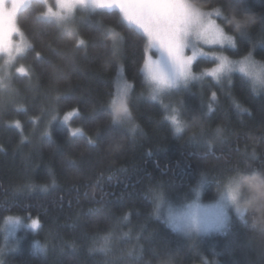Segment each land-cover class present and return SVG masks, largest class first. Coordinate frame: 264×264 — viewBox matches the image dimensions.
I'll use <instances>...</instances> for the list:
<instances>
[{
  "label": "trees",
  "instance_id": "trees-1",
  "mask_svg": "<svg viewBox=\"0 0 264 264\" xmlns=\"http://www.w3.org/2000/svg\"><path fill=\"white\" fill-rule=\"evenodd\" d=\"M194 3L231 19L235 0ZM246 6L253 16L247 35L232 31L237 48L223 54L238 60L251 51L264 62V0ZM42 10L33 0L18 15L31 47L11 69L9 86L0 88V226L12 215L28 224L38 219L40 227L22 229L0 264H264V224L254 221L256 212L244 216L246 223L235 217L224 231L186 234L169 227L163 215L158 219L147 196L158 185L170 199H184L204 175L208 183L201 190L211 200L230 176L238 173L240 183L242 175L264 173V91H252L240 75L220 82L208 77L181 89L163 101L180 110L184 127L177 133L160 102L147 96L141 35L122 27L117 14L78 11L57 25L38 20ZM110 30L123 37L118 55ZM117 63L133 86L134 135L112 123ZM199 65L201 71L212 66ZM21 66L27 76L16 71ZM74 109L78 114L67 123L64 116ZM77 127L83 135L72 136L69 129ZM252 192L259 186H241L246 205L259 206ZM108 233L110 250L95 251L93 238Z\"/></svg>",
  "mask_w": 264,
  "mask_h": 264
},
{
  "label": "snow or ice",
  "instance_id": "snow-or-ice-1",
  "mask_svg": "<svg viewBox=\"0 0 264 264\" xmlns=\"http://www.w3.org/2000/svg\"><path fill=\"white\" fill-rule=\"evenodd\" d=\"M32 2L33 0H0V54L6 57L5 65L15 59L14 54L18 55L31 47L17 26L16 17L22 8L29 7ZM39 3L43 10L38 13L37 19L46 23L64 24L74 19L78 11L117 14L122 27L141 35L144 48L140 72L144 83L151 88V99L158 100L163 107L164 120L177 133L183 131L184 127L180 110L165 105L162 98L187 86L190 80L210 77L217 82L225 78L230 81L234 73H239L252 91H264V63L255 61L251 51L238 60L223 54L237 48V39L231 34L232 31L239 32L241 37L247 35L246 29L253 21L246 6L247 0H235L231 19L223 17L220 9L202 11L194 0H39ZM260 21L264 29V15L260 17ZM224 24L231 25V30L226 29ZM110 35L113 40L112 54L118 55L123 37L115 30H110ZM261 42L264 43V39ZM84 43V40L77 39V46H83ZM202 45H207L208 50L205 51ZM36 55L39 57V53ZM198 61L210 63L212 67L203 69L197 75L193 71V65ZM3 71L4 66H0V72ZM16 71L24 76L29 74L23 66ZM3 87L7 85L4 76L0 75V88ZM132 88L122 65L117 63L113 91L109 94L112 123L127 126L128 132L134 135L138 125L133 121L128 104ZM212 96L215 98V93ZM73 114H78V110L65 114L64 120L68 121ZM15 127H20L19 121L15 122ZM69 132L72 136L83 135V130L79 127L70 128ZM88 143L94 145L95 142L88 138ZM237 174L221 181L217 186L216 198L208 204L200 202V188L208 183L204 175L196 180L191 189L195 198L189 201L186 197L179 201L181 206L178 210H173L170 198L158 185L149 188L147 196L158 219L161 218V210L166 208L164 222L175 231L186 234L224 231L230 224L232 211L246 223L244 213L239 211L240 185L236 179ZM4 211L10 209L5 208ZM22 225L31 229L40 227L38 219H31V223L27 224L19 216L3 217L0 233L4 235L5 245L0 248V254L5 249L15 250L19 243L15 239L16 232ZM9 238H12L11 243ZM93 239L97 245L94 250L107 254L112 244L111 233ZM34 247L41 252L46 250L45 245L39 242H35Z\"/></svg>",
  "mask_w": 264,
  "mask_h": 264
},
{
  "label": "rangeland",
  "instance_id": "rangeland-1",
  "mask_svg": "<svg viewBox=\"0 0 264 264\" xmlns=\"http://www.w3.org/2000/svg\"><path fill=\"white\" fill-rule=\"evenodd\" d=\"M49 2H52V1L49 0ZM23 9H24V8H22V9L19 11L18 15L20 14V12H21ZM201 10H202V9H201ZM202 11H205V10H202ZM205 12H210V11H205ZM18 15H17V17H16V24H17V26H18ZM18 27H19V26H18ZM19 29H20V28H19ZM14 39H16V38L14 37ZM26 42L28 43L27 40H26ZM28 44H29V43H28ZM202 47H204L205 51L208 50V46H207V45H202ZM27 50H28V48H26L25 51H23L22 53H20V54H18V55L14 54V55H15V59H14L10 64H8V65H5V64H4L6 57H5L3 54H0V66H4V71H3V72H0V75L4 76V78H5V84L7 85V87L9 86L10 79H11V78H9V73H11V69L14 67V65H15V63H16V61H17V59H18L20 56H22ZM224 55H227V54H224ZM227 56H228V55H227ZM229 57H230V56H229ZM230 59H233V58L230 57ZM253 59H254V58H253ZM233 60H236V59H233ZM254 60L257 61V62H259V63H264V62H262V61H260V60H257V59H254ZM199 62H200V61L196 62V63L193 65V71H194L195 73H197V75H199V73L201 72L200 68L198 67V66H200V65H199ZM197 67H198V68H197ZM210 67H212V66H210ZM210 67H208V68H210ZM19 74H20V73H19ZM233 75H240V74H239V73H234ZM233 75H232V76H233ZM240 76H241V75H240ZM207 78H208V77H203V78H199V79L190 80V81L188 82L187 86L181 87L179 90L173 91L171 94H168V95L163 96L162 99H163V101H164V100L168 99L169 96H170V98H172L173 96H176V94L178 93V91H180L181 89L187 88V87L191 86V85L194 84V83H200L202 80L207 79ZM225 79H227V78H225ZM8 80H9V81H8ZM7 87H4V88H7ZM147 87H148V94H147V96L149 97V99H151V88H150V86H149L148 84H147ZM157 101H158V100H157ZM74 115H75V114H73L72 117H73ZM70 118H71V116H70ZM70 118H69L68 121H66L67 123L70 122ZM238 182H239V181H238ZM239 185H240V183H239ZM238 192H239V195H240V200H241L242 202H244L243 199H242V195H241V185H240L239 188H238ZM200 193H201L200 202H201L202 204H208V203H211V202H213V200L216 198V197H214V198L211 199V200H205L201 188H200ZM186 197L189 199V201H191L192 199L195 198V194H194V192H192L191 194L187 195ZM186 197H184V198H186ZM181 200H183V198H182V199H170L171 206L173 207V210H174V211H175V210H178V208L181 206V205L178 203V202L181 201ZM161 215H163V216L166 215V208H164V209L161 210ZM235 217H237V216H236L235 212L232 211V212L230 213V224H231V222L233 221V219H234ZM22 220H23V219H22ZM27 224H28V223H27ZM230 224H229V225H230ZM24 228H26V227H24V226L22 225L20 228L17 229L15 239H18V238H19L18 235H19L20 231H21L22 229H24ZM26 229H29V228H26ZM214 232H220V231H212V232H209V233H200V234H196V235L210 234V233H214ZM193 234H195V233H193ZM11 239H12V238H9V242H11Z\"/></svg>",
  "mask_w": 264,
  "mask_h": 264
},
{
  "label": "clouds",
  "instance_id": "clouds-1",
  "mask_svg": "<svg viewBox=\"0 0 264 264\" xmlns=\"http://www.w3.org/2000/svg\"><path fill=\"white\" fill-rule=\"evenodd\" d=\"M240 184L245 189H250L253 185H258L260 188L259 193H251L255 197L259 206L249 207L246 202L239 200V211L246 216L249 212H256L258 215L254 217V221L264 224V173H253L251 175H242L240 177Z\"/></svg>",
  "mask_w": 264,
  "mask_h": 264
},
{
  "label": "bare ground",
  "instance_id": "bare-ground-1",
  "mask_svg": "<svg viewBox=\"0 0 264 264\" xmlns=\"http://www.w3.org/2000/svg\"><path fill=\"white\" fill-rule=\"evenodd\" d=\"M131 83V82H130Z\"/></svg>",
  "mask_w": 264,
  "mask_h": 264
}]
</instances>
